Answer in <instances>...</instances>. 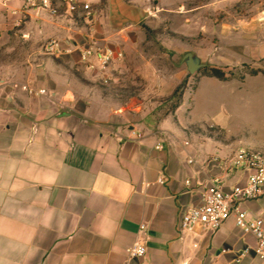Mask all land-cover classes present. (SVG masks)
Segmentation results:
<instances>
[{
    "label": "crops",
    "instance_id": "crops-1",
    "mask_svg": "<svg viewBox=\"0 0 264 264\" xmlns=\"http://www.w3.org/2000/svg\"><path fill=\"white\" fill-rule=\"evenodd\" d=\"M90 1L96 16L104 0ZM224 1L251 3L220 29V52L234 48L243 63L258 64L264 0ZM20 10V0H0V51L24 49L21 64L32 66L0 85V264H264L253 250L236 263L256 240L234 218L215 232L179 230L182 213L200 204L196 182L218 179L226 191L246 184L247 172L219 163L238 149L184 136L180 124L158 132L115 126L99 90L69 69L82 66L79 50L94 40L86 27L45 13L21 22ZM49 39L63 43L60 55L43 54ZM241 208L264 217V186ZM136 243L146 255L130 259Z\"/></svg>",
    "mask_w": 264,
    "mask_h": 264
},
{
    "label": "rangeland",
    "instance_id": "rangeland-1",
    "mask_svg": "<svg viewBox=\"0 0 264 264\" xmlns=\"http://www.w3.org/2000/svg\"><path fill=\"white\" fill-rule=\"evenodd\" d=\"M125 1L148 11L136 26L112 29L108 0L92 21L69 17L86 27L87 35L100 46L123 53V59L106 72L69 66L99 90L113 124L125 129L139 125L151 132L180 124L184 136L229 150L247 148L264 153V59L254 65L243 63L240 50L227 48L221 53L219 49L220 29L233 21L231 16L246 14L251 2ZM190 52L208 65L194 75L182 62ZM39 54L37 63L41 64L47 57ZM25 55L21 48L0 51V85L30 73L32 66L21 64ZM212 66L233 78L219 84L216 78L204 76ZM254 70L256 76L251 75ZM250 77L256 79L246 80Z\"/></svg>",
    "mask_w": 264,
    "mask_h": 264
},
{
    "label": "built area",
    "instance_id": "built-area-1",
    "mask_svg": "<svg viewBox=\"0 0 264 264\" xmlns=\"http://www.w3.org/2000/svg\"><path fill=\"white\" fill-rule=\"evenodd\" d=\"M21 22L31 18L47 14L53 18L78 17L86 22L92 21L95 10L90 0H20ZM43 54L50 57L60 55L63 51V43L56 39H49L42 48ZM80 63L90 71L106 72L115 61L123 59V53L110 47H102L97 41H91L86 47L79 50ZM20 88L28 94L45 95V90L37 92L27 85ZM133 134H135L133 132ZM138 137H141L139 134ZM156 149L161 150L158 145ZM218 158L214 162H219ZM193 163V161H189ZM221 165H229L233 169L243 170L248 173L245 185L233 186L226 191L221 182L216 179L209 185L196 182V188L200 194V204L186 209L180 218L179 230L181 232L193 231L201 227L205 231H218L229 219L234 218L236 227L247 235H252L256 240L253 248H246L236 259L248 254L251 250L264 263V217H252L241 208L245 202L253 201L262 195L264 186V153L247 148L238 149L232 157ZM158 183L163 184L162 179ZM188 188L193 186L191 180H186ZM141 230L145 227L141 226ZM146 247L134 244L127 250L130 259H140L146 255Z\"/></svg>",
    "mask_w": 264,
    "mask_h": 264
},
{
    "label": "water",
    "instance_id": "water-1",
    "mask_svg": "<svg viewBox=\"0 0 264 264\" xmlns=\"http://www.w3.org/2000/svg\"><path fill=\"white\" fill-rule=\"evenodd\" d=\"M108 8V22L115 30L124 29L127 25L136 26L148 15L147 10L129 4L125 0H108ZM182 62L191 75L208 66L199 56L191 52L184 55Z\"/></svg>",
    "mask_w": 264,
    "mask_h": 264
},
{
    "label": "trees",
    "instance_id": "trees-1",
    "mask_svg": "<svg viewBox=\"0 0 264 264\" xmlns=\"http://www.w3.org/2000/svg\"><path fill=\"white\" fill-rule=\"evenodd\" d=\"M257 74H258L257 70L251 72L252 76H256ZM204 76L215 77L222 81H229L233 78V76H227L222 70L217 68L207 69L206 72L204 73Z\"/></svg>",
    "mask_w": 264,
    "mask_h": 264
}]
</instances>
